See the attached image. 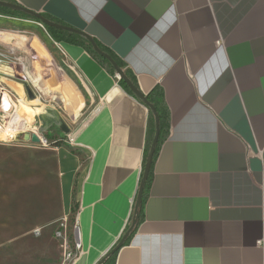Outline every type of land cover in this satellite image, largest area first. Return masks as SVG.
Returning a JSON list of instances; mask_svg holds the SVG:
<instances>
[{
	"label": "crops",
	"instance_id": "crops-1",
	"mask_svg": "<svg viewBox=\"0 0 264 264\" xmlns=\"http://www.w3.org/2000/svg\"><path fill=\"white\" fill-rule=\"evenodd\" d=\"M14 1L113 51L143 96L164 91L171 133L115 264H264V0ZM59 44L87 114L55 132L63 145L36 150L49 186L39 222L23 227L68 225L75 200L71 264H98L131 224L150 108L83 47Z\"/></svg>",
	"mask_w": 264,
	"mask_h": 264
},
{
	"label": "rangeland",
	"instance_id": "rangeland-1",
	"mask_svg": "<svg viewBox=\"0 0 264 264\" xmlns=\"http://www.w3.org/2000/svg\"><path fill=\"white\" fill-rule=\"evenodd\" d=\"M1 16L0 71L7 69V72L0 73V81L15 95L18 111L24 113L23 121L34 118L37 126L23 122L26 129L46 138L49 147L25 142V136L20 143H0V264H64L63 241L57 235L63 223L42 229L37 235L26 234L23 221L39 222L43 210L39 199L43 189L49 186L46 166L41 163L45 156L38 151L55 147L61 139L53 136L55 132L72 124L74 117L77 123L86 116L85 111L82 117L78 102L88 92L46 25L26 18ZM72 217L68 226L70 244L74 247Z\"/></svg>",
	"mask_w": 264,
	"mask_h": 264
},
{
	"label": "trees",
	"instance_id": "trees-1",
	"mask_svg": "<svg viewBox=\"0 0 264 264\" xmlns=\"http://www.w3.org/2000/svg\"><path fill=\"white\" fill-rule=\"evenodd\" d=\"M3 2H8L11 4H15V5H19L17 2H15L14 0H0ZM20 6V5H19ZM0 14L1 15H6V16H10V17H19V18H26V19H30V20H34L37 21L39 23H42L41 20L30 16L28 14L19 12V11H15V10H11L5 7H0ZM43 18H45L46 20L53 22L55 24L70 28L69 26H67L66 24L60 22L59 20H56L55 18L48 16V15H41ZM43 24V23H42ZM47 31L49 32V34L51 35V37L54 39V41H56L57 43H69V44H73L76 46H80L83 47L86 51H88L97 61H99V63H101L105 68H107V70L113 75L116 76L117 75V71L116 68L113 64V62L120 68L122 69L126 76L128 77V79L132 82V84L140 91L139 88V83L137 81L136 76L134 75V73L130 70L127 69L126 64L110 49L106 48L105 46H103L102 44H100L98 41L93 40L95 42V44L98 46V48L107 56H109V58H106L105 56L97 53L94 49V46L90 40V38L88 36H86L85 34H83L82 32L78 31V32H70V31H66V30H59L57 28L54 27H50V26H46ZM73 29V28H71ZM119 85L130 95L134 96L137 98V96L133 93L131 87L129 86V84L127 83L126 80L121 79L119 80ZM147 102L156 110L157 115L159 117L160 120V139H159V143H158V147L154 156V160H153V164H152V168L149 174V178L146 182L145 185V189H144V195H143V206L140 210V219L139 222L136 226V228L134 229L133 233L130 235V237L128 238V240L125 242L124 246L129 245L130 241L132 240V238L134 237V235L136 234L140 223L144 220V210H145V204H146V200L148 198V193L151 187V183H152V179H153V170H154V165L155 162L158 158V155L160 153L161 147L164 144V142L169 138L170 133H171V120H170V111L167 107L166 104V100H165V94L164 91L158 87L156 88L152 93H150L149 95L145 96ZM145 105H147L146 103H144ZM156 116L155 114L150 110V116H149V122H148V134H147V147H146V156H145V162H144V172L146 169V164H147V159L150 153V149H151V145L152 142L154 140L155 134H156V120H155ZM64 139H60L55 145L56 146H61L63 145ZM79 209V205L76 203V201L74 200L73 203V207H72V221H75V216L77 214V211ZM133 219H134V215L132 217L131 220V224L129 225V227L127 228L126 233L130 230L132 223H133ZM125 233V234H126ZM122 241V239H121ZM120 241V242H121ZM119 242V243H120ZM119 243L117 244V246L119 245ZM116 246V247H117ZM115 247V248H116ZM117 251L114 255H112L105 264H115L116 259H117V255H118Z\"/></svg>",
	"mask_w": 264,
	"mask_h": 264
},
{
	"label": "water",
	"instance_id": "water-1",
	"mask_svg": "<svg viewBox=\"0 0 264 264\" xmlns=\"http://www.w3.org/2000/svg\"><path fill=\"white\" fill-rule=\"evenodd\" d=\"M0 7H5V8H8V9H11V10L19 11V12L28 14L30 16H33V17L41 20L42 23L44 25H46V26L54 27V28H57L59 30H66V31H70V32H78L75 29L67 28V27H64V26L55 24L53 22H50V21L46 20L45 18H43L40 14L31 12V11H29V10L23 8L22 6H19V5H15V4H11V3H8V2L0 1ZM90 40H91V38H90ZM91 42H92V44L94 46V49H95V51L97 53L105 56L106 58H109V56L105 55L98 48V46L95 44V42L93 40H91ZM113 64H114V66L116 68L117 75L120 78V80L121 79L126 80L127 83L129 84V86L131 87L133 93L142 102L146 103L147 106L150 108V110L155 114V116H156V127H157V129H156V134H155L154 140H153L152 145H151L150 153H149V156H148V159H147L146 169H145V172H144V176H143V179H142V182H141V186H140V191H139L138 198H137V202H136V205H135L134 219H133L132 226H131L130 230L125 234V236L122 238V241L119 243V245L113 251H111L109 254H107L105 256V258H103L98 264H105L106 261L112 255H114L117 251L121 250V248L124 247L125 242L128 240V238L130 237V235L133 233L134 229L136 228V226H137V224L139 222V219H140V210H141V208L143 206V195H144L145 185H146V182H147V180L149 178V174H150V171H151V168H152L154 156H155V153H156V150H157V147H158V143H159V139H160V120H159V117L157 115L156 110L147 102L145 96H143L141 94V92L132 84V82L126 76L125 72L122 69H120L114 62H113ZM29 94H30V97L33 99L34 97H33L32 93L29 92ZM62 129H63V131L68 132L65 125L62 127ZM24 139H25L26 142H32L34 144H40L41 143L40 138L38 136H36V135H33V136L26 135Z\"/></svg>",
	"mask_w": 264,
	"mask_h": 264
},
{
	"label": "built area",
	"instance_id": "built-area-1",
	"mask_svg": "<svg viewBox=\"0 0 264 264\" xmlns=\"http://www.w3.org/2000/svg\"><path fill=\"white\" fill-rule=\"evenodd\" d=\"M0 17L1 14H0ZM117 78H120L117 75ZM15 95L7 91L3 84H0V143L13 144L20 143L21 137L27 135H36L40 138L41 143L37 144L43 147H49V141L43 140L42 136L37 132H32L26 129V125L23 124L18 115V101L15 99ZM10 104L11 106H7ZM29 126V125H27ZM26 142V141H25ZM34 144V143H33ZM69 226L67 224H62V229L58 232V237L63 241L62 248L64 250V264L72 263L76 258V253L81 250V244L77 243L75 247L70 244L69 237ZM41 230H37L35 233L40 234Z\"/></svg>",
	"mask_w": 264,
	"mask_h": 264
},
{
	"label": "bare ground",
	"instance_id": "bare-ground-1",
	"mask_svg": "<svg viewBox=\"0 0 264 264\" xmlns=\"http://www.w3.org/2000/svg\"><path fill=\"white\" fill-rule=\"evenodd\" d=\"M1 72H4V73H6L7 72V69H5V70H3V71H1ZM0 84H4V82H2V79H1V81H0ZM21 92V91H20ZM7 106L9 107V106H11L10 104H7ZM23 106V105H22ZM21 109H19V111H18V115H19V117H20V119H21V121L22 122H24L23 121V116H24V113H22L21 111H20ZM26 114V113H25ZM30 114H31V111H30ZM32 114H34L33 113V111H32ZM22 115V116H21ZM27 115V114H26ZM29 116V115H28ZM31 117V116H30ZM34 119V118H33ZM33 119H31V120H29L28 118H26V122H24L25 124H27V125H31V126H33V127H35V125L37 126V124L33 121ZM42 139L43 140H47L46 138H44L43 136H42Z\"/></svg>",
	"mask_w": 264,
	"mask_h": 264
}]
</instances>
